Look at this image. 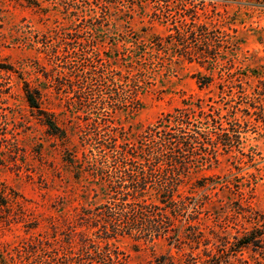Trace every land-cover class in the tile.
<instances>
[{
	"label": "rangeland",
	"instance_id": "1",
	"mask_svg": "<svg viewBox=\"0 0 264 264\" xmlns=\"http://www.w3.org/2000/svg\"><path fill=\"white\" fill-rule=\"evenodd\" d=\"M162 4L0 0V65H11L0 68V264H28V244L37 238L54 242L77 225L83 206L108 199L97 176L108 151L82 139L101 115L78 97L86 80L76 74L87 67L96 73L87 88L95 98L140 80L138 103L110 112L121 141L139 139L178 108L199 112V103L210 115L203 125L208 137L216 139L219 127L239 130L238 144L219 143L215 158L193 166L179 187L190 197V210L202 204L196 222L207 237L235 235L264 216V0H221L215 12L206 8L202 17L213 16L231 42L211 64L174 53L165 41L172 30L157 8ZM198 76L211 81L200 86ZM25 83L41 92L42 108L60 129L29 105ZM175 238L121 235L111 242L126 264H193L190 254L201 249L192 251ZM240 257L222 264H264L259 252Z\"/></svg>",
	"mask_w": 264,
	"mask_h": 264
},
{
	"label": "trees",
	"instance_id": "2",
	"mask_svg": "<svg viewBox=\"0 0 264 264\" xmlns=\"http://www.w3.org/2000/svg\"><path fill=\"white\" fill-rule=\"evenodd\" d=\"M162 1L157 8L170 21L172 30L165 41L178 56L211 64L230 47V34L217 26L211 19L213 16L202 17L209 6L215 12L221 0ZM162 43L160 38L158 47ZM10 66L0 65V68L10 69ZM91 68L87 67L82 75L76 74L86 80L77 94L83 107L102 116L90 123L92 126L87 127L82 139L85 144H96L94 147L108 151L97 176L106 183L109 196L95 207L83 206L77 225H71L59 237L54 236L55 243L37 238L28 244L24 248L28 264H126L124 253L111 242L113 238L131 235L150 240L163 236L173 239L177 232L175 239L179 245L188 243L192 251L201 249L195 255L190 254L193 264L227 263L231 258L242 259L240 256L248 250L264 254L263 215L250 228L235 235L215 234L212 240L196 222L202 204L190 210V197L179 193L193 166L215 158L219 143L225 148L239 143V130L233 129L231 134L219 127L221 132L215 134L216 139L208 137L203 125L208 124L210 115L199 103V112L189 106L178 108L149 126L139 139L121 141L122 134L110 112L119 104L138 103L140 80L132 78L130 88L107 90L95 98L90 92L93 89H87L96 74ZM210 81V76H198L200 86ZM24 90L29 105L46 114L45 123L60 129L53 115L42 108L41 92L28 83Z\"/></svg>",
	"mask_w": 264,
	"mask_h": 264
}]
</instances>
